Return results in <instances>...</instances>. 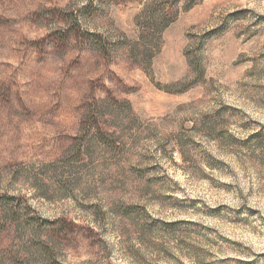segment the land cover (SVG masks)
<instances>
[{
  "label": "rangeland",
  "instance_id": "374dc122",
  "mask_svg": "<svg viewBox=\"0 0 264 264\" xmlns=\"http://www.w3.org/2000/svg\"><path fill=\"white\" fill-rule=\"evenodd\" d=\"M4 193L0 264H264V0H0Z\"/></svg>",
  "mask_w": 264,
  "mask_h": 264
},
{
  "label": "trees",
  "instance_id": "16d2710c",
  "mask_svg": "<svg viewBox=\"0 0 264 264\" xmlns=\"http://www.w3.org/2000/svg\"><path fill=\"white\" fill-rule=\"evenodd\" d=\"M146 16L143 19L142 25V32L140 36L137 38L136 41H133L130 46H132V50L136 53H140V56L143 57L144 61H150L152 54L154 53V49L158 47V44L161 39V33L163 29L172 21V16L170 12L166 8H157L146 6ZM192 84H185L184 82H180L176 85H169L168 92L172 93H180L184 92ZM176 86L177 88H173ZM180 86V87H179ZM179 87V88H178ZM95 107L89 106L87 117L84 123V134L83 136L76 139L75 144L72 146V149L75 150L77 156L82 154V149L84 146V141L87 139L86 135H90L89 138H93L94 132L96 131L98 134H101L102 131L100 128L95 127L99 125L97 120V115L95 114ZM92 133V134H91ZM80 159V158H79ZM17 199L15 195L11 194H0V231L4 230L5 227L12 226L18 229H27L30 228L31 230H35L36 232H42V218L40 216L31 215L28 208L22 206L20 202H16ZM62 227H65L63 225ZM61 227V228H62ZM20 232H25L24 230ZM58 237L63 235V230L60 229L59 233L57 234ZM52 237V236H51ZM49 246L45 245L42 249L39 248V252L42 255L48 254L47 259H52V256L49 255Z\"/></svg>",
  "mask_w": 264,
  "mask_h": 264
}]
</instances>
